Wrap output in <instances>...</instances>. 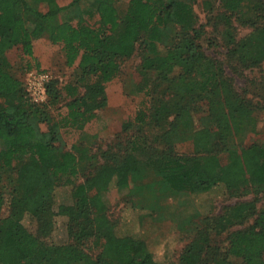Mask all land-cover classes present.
Segmentation results:
<instances>
[{"label": "trees", "instance_id": "obj_1", "mask_svg": "<svg viewBox=\"0 0 264 264\" xmlns=\"http://www.w3.org/2000/svg\"><path fill=\"white\" fill-rule=\"evenodd\" d=\"M115 2L73 0L62 7L57 0H0V264H159L144 239L119 236L115 227L111 237L97 227V218L108 211L107 191L98 186L100 177H115L123 182L120 188L132 179L158 177L177 195L198 196L222 187L232 198L255 195L264 200V143L230 148L234 137L254 125L255 106L204 53L199 44L202 29L194 24L196 0H129L125 12ZM84 3L98 17L97 25L81 16L76 25L58 22L67 7ZM219 7L229 26L230 17L242 15L244 8L251 13L244 21L255 32L229 51L233 59L246 67L264 60V0H219ZM27 13L35 18L32 29ZM45 32L52 44L62 46L67 66L77 64L82 74L95 78L82 95L75 85L66 87L67 112L58 121L50 113L63 99L58 81H48L45 102L36 104L7 59L15 48L32 58L33 40ZM228 36L233 42L231 32ZM136 54L141 56L142 72L154 77L152 95L160 89L153 105L144 106L135 118L140 125L159 127L150 157L144 160L137 154L142 146L136 137L119 141L102 153V163H91V171L79 182V163L87 149L59 147L60 132L82 130L95 117L85 105L93 85L113 81L121 72V61ZM196 118L192 152L179 154L175 133ZM37 170L45 172L50 188L29 184ZM60 186L71 188V204L56 210ZM6 206L9 214L4 217ZM256 212L255 200L239 201L207 217L205 229L194 232L179 264H192L195 257L198 264H264V205L261 220L230 232L226 244H219V237ZM38 214L44 215L45 224L34 234L21 218ZM59 215L72 224L67 225L71 241L48 243L43 238L53 232ZM93 239L96 255L87 251Z\"/></svg>", "mask_w": 264, "mask_h": 264}, {"label": "rangeland", "instance_id": "obj_2", "mask_svg": "<svg viewBox=\"0 0 264 264\" xmlns=\"http://www.w3.org/2000/svg\"><path fill=\"white\" fill-rule=\"evenodd\" d=\"M57 1L60 6L66 7L73 0ZM128 2L129 0H116L115 5L119 11L125 12ZM247 9L244 8L242 15L230 17L231 26H229L224 19V10L219 7V0H196L193 4L194 24L195 27L202 29L199 44L204 53L225 71L235 90L255 106L254 125L242 136L234 137L230 144L231 149L264 143V60L255 66L246 67L237 58L233 59L229 53L236 43L242 42L255 32L254 28L244 21L251 16ZM90 11L89 3H84L80 8L67 7L59 14L58 22L76 25L81 16L86 23L97 25L98 17ZM27 18L32 29L34 15L27 13ZM229 32L234 37L233 42L228 36ZM33 46L32 58L24 55L20 48H15L7 53V59L13 74L24 82L28 73L34 70L47 74L50 80L58 81V89L63 99L50 109L52 119L58 121L67 112L64 106L68 101L65 97L66 87L70 84L75 85L79 95H82L85 86L93 84L95 78L86 73L82 74L77 64L72 67L67 66L62 46L52 44L48 33L45 32L34 39ZM140 63L139 54L122 60L121 72L117 78L104 86L93 85L90 90L91 99L86 101L85 105L96 112L95 117L85 123L82 130L75 128L61 130V140L57 144L59 147L70 150L72 146L78 145L79 148L87 149V153L79 163V182L83 181L91 171V163L95 160L102 163V153L112 146L111 144L115 147L119 141L136 137L137 142L142 146L137 154H140L144 160L150 157L154 133L159 127L140 125L135 118L144 106L148 108L153 105V97L158 96L160 89L152 95L154 77L152 74L142 72L139 68ZM128 125V130H124ZM198 126V118L189 120L175 133V148L179 154L192 152L194 130ZM41 129L46 131L47 125L41 124ZM113 152L119 153V150L114 148ZM97 180L98 186L106 189L108 201V211L103 217L97 218V227L106 230L108 235L112 233L111 237L114 236L112 229L115 227L119 236L132 235L144 239L159 264H179L180 255L191 243L194 232L199 228L204 230L205 219L221 214L225 206L234 205L239 201L255 200L257 212L244 224L233 226L219 237L221 245L226 244L230 232L247 228L261 220L260 213L264 205V200L255 195L232 198L222 187L198 196L177 195L158 177L132 179L124 188H120L123 182H118L115 177L110 179L105 176ZM28 182L42 189L50 188L49 180L42 170H37L28 178ZM70 193L69 187L57 188L56 210L61 204H71ZM8 214L9 208L6 206L3 209V216ZM21 220L34 234L39 233L38 230L45 224L43 214L24 216ZM67 225L72 226L66 217L56 216L53 232L43 239L53 244L71 241ZM96 245L95 239L88 241L87 251L91 255H96ZM198 263L199 258L195 257L192 264Z\"/></svg>", "mask_w": 264, "mask_h": 264}, {"label": "built area", "instance_id": "obj_3", "mask_svg": "<svg viewBox=\"0 0 264 264\" xmlns=\"http://www.w3.org/2000/svg\"><path fill=\"white\" fill-rule=\"evenodd\" d=\"M47 74L37 70L28 73L25 86L27 88L30 99L37 104H41L46 100V84L49 81Z\"/></svg>", "mask_w": 264, "mask_h": 264}]
</instances>
